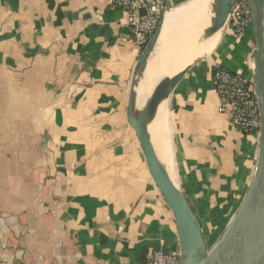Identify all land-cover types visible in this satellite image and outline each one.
<instances>
[{
	"label": "crops",
	"instance_id": "0c3cea01",
	"mask_svg": "<svg viewBox=\"0 0 264 264\" xmlns=\"http://www.w3.org/2000/svg\"><path fill=\"white\" fill-rule=\"evenodd\" d=\"M192 1L169 0L168 21ZM220 40L167 101L175 180L210 247L248 194L259 149L218 113L213 81L218 65L252 76L254 35L238 41L228 26ZM141 53L112 0H0V264H150L179 251L128 124Z\"/></svg>",
	"mask_w": 264,
	"mask_h": 264
},
{
	"label": "water",
	"instance_id": "95a60500",
	"mask_svg": "<svg viewBox=\"0 0 264 264\" xmlns=\"http://www.w3.org/2000/svg\"><path fill=\"white\" fill-rule=\"evenodd\" d=\"M237 1L214 0L215 17L206 35L222 30V39ZM248 3L256 43L249 60L262 123L258 135V159L250 189L241 208L227 231L213 247L207 245L196 215L178 184L172 180L160 161L148 130V123L156 117L160 104L165 102L167 105L168 99L183 78L203 58L175 77L163 80L154 89L145 109L143 111L137 109L136 90L156 52L163 28L175 10L169 0H165L161 24L141 53L132 76L127 106L128 124L136 135L157 190L174 216L181 264H264V0H248ZM48 140V136H45L42 151L47 156L50 175L54 178L56 175L54 155L47 148Z\"/></svg>",
	"mask_w": 264,
	"mask_h": 264
},
{
	"label": "bare ground",
	"instance_id": "6f19581e",
	"mask_svg": "<svg viewBox=\"0 0 264 264\" xmlns=\"http://www.w3.org/2000/svg\"><path fill=\"white\" fill-rule=\"evenodd\" d=\"M214 0H194L183 8L180 24L168 21L160 38V46L152 57L137 88V109L143 111L154 89L165 79L172 78L192 66L198 59L210 55L218 46L222 30L206 35L215 17ZM180 15V14H179ZM178 15V16H179ZM181 17V15H180ZM177 20V19H176ZM184 21V22H183ZM176 22V21H175ZM167 105L162 102L148 130L156 153L175 182L173 149L168 129Z\"/></svg>",
	"mask_w": 264,
	"mask_h": 264
},
{
	"label": "built area",
	"instance_id": "2783aa9c",
	"mask_svg": "<svg viewBox=\"0 0 264 264\" xmlns=\"http://www.w3.org/2000/svg\"><path fill=\"white\" fill-rule=\"evenodd\" d=\"M128 17V27L133 43L143 52L159 28L165 0H112ZM229 27L235 39L244 41L253 33V22L248 0H238L233 7ZM213 81L219 99L218 113L245 135H259L260 107L255 96L251 77L218 65L213 71ZM179 252L154 251L150 264H181Z\"/></svg>",
	"mask_w": 264,
	"mask_h": 264
},
{
	"label": "rangeland",
	"instance_id": "374dc122",
	"mask_svg": "<svg viewBox=\"0 0 264 264\" xmlns=\"http://www.w3.org/2000/svg\"><path fill=\"white\" fill-rule=\"evenodd\" d=\"M253 33H250L249 35H248V37L250 36V35H252ZM248 37L246 38V40L248 39ZM210 247V246H209Z\"/></svg>",
	"mask_w": 264,
	"mask_h": 264
}]
</instances>
